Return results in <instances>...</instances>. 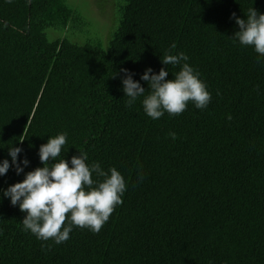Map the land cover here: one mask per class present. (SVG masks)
<instances>
[{
    "label": "trees",
    "instance_id": "16d2710c",
    "mask_svg": "<svg viewBox=\"0 0 264 264\" xmlns=\"http://www.w3.org/2000/svg\"><path fill=\"white\" fill-rule=\"evenodd\" d=\"M112 4V26L82 39L92 26L65 0H0V160L20 147L24 173L42 167L40 145L67 133L66 160L86 152L127 185L99 233L74 227L60 245L24 231L26 213L3 198L0 264H264V58L231 38L230 19L264 13V0ZM179 52L212 94L208 107L159 120L143 97L126 107L120 69L147 90L145 69L171 80L179 67L161 58ZM24 173L10 167L0 189Z\"/></svg>",
    "mask_w": 264,
    "mask_h": 264
},
{
    "label": "clouds",
    "instance_id": "9594fccd",
    "mask_svg": "<svg viewBox=\"0 0 264 264\" xmlns=\"http://www.w3.org/2000/svg\"><path fill=\"white\" fill-rule=\"evenodd\" d=\"M230 19H234L239 28L231 38L243 47H251L258 54V61L264 58V13L252 7L245 18L232 13ZM188 60L183 52L165 53L161 63L178 66L179 71L172 73L174 78L168 80V69L162 67L156 73L151 67L146 68L140 80L147 82V90L133 79L134 73L121 68V90L127 97L125 106L131 107L143 97V111L152 120H159L165 113L180 115L189 103L198 110L206 109L212 94ZM169 136L176 139L175 133H169ZM66 144L67 133L49 137L38 149L43 166L27 173L24 168L30 163L28 159L22 158L18 162V155L23 151L20 147L8 148L11 163L9 159L0 160V177H4L10 167L16 175L24 173L22 181L0 189V200L8 198L12 206L18 205L19 210L26 213L20 222L24 231L40 241L52 240L57 245L69 240L74 227L99 233L116 206L123 203L127 189L123 175L115 167L105 171L99 162L89 163L86 152L66 160L64 155L69 150Z\"/></svg>",
    "mask_w": 264,
    "mask_h": 264
},
{
    "label": "rangeland",
    "instance_id": "374dc122",
    "mask_svg": "<svg viewBox=\"0 0 264 264\" xmlns=\"http://www.w3.org/2000/svg\"><path fill=\"white\" fill-rule=\"evenodd\" d=\"M65 2L71 8L78 11L84 19L88 18L89 25L92 26V30H90L89 33H85V35H81L82 39L92 36H101V34L99 33L100 32L99 29L101 27L106 28V25L112 26L113 24L112 0H65ZM50 30H48L46 34L50 39H53L56 37V34L54 33L50 34L49 33ZM56 32L58 33V35H60L59 31ZM73 34H74L73 32L64 31V33H62L61 36L66 35L67 38L74 39ZM107 35L108 32H106V35L104 34L105 36L104 38L106 37L107 38L105 39V41H103V46L106 45L110 37L109 35L108 36Z\"/></svg>",
    "mask_w": 264,
    "mask_h": 264
}]
</instances>
